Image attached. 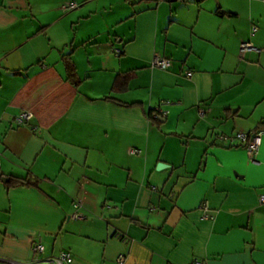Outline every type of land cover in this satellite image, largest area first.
<instances>
[{
	"label": "crops",
	"instance_id": "0c3cea01",
	"mask_svg": "<svg viewBox=\"0 0 264 264\" xmlns=\"http://www.w3.org/2000/svg\"><path fill=\"white\" fill-rule=\"evenodd\" d=\"M262 118L264 0H0V264H264Z\"/></svg>",
	"mask_w": 264,
	"mask_h": 264
},
{
	"label": "built area",
	"instance_id": "2783aa9c",
	"mask_svg": "<svg viewBox=\"0 0 264 264\" xmlns=\"http://www.w3.org/2000/svg\"><path fill=\"white\" fill-rule=\"evenodd\" d=\"M165 1V0H161ZM178 1H186V0H178ZM76 6V3L73 1H70L68 3H65L62 5V9L67 11ZM256 28L253 27L252 31H255ZM240 48L242 50L245 49H252L254 48L253 45L249 42H242L240 44ZM116 53H120V49H115ZM152 68H159V69H168L171 66V61L168 58L165 57H159L154 56L150 63ZM166 114V111L163 110L160 105L154 109L152 112L153 117H161ZM203 110H199V115L202 116ZM32 117V113L30 111H21L18 115L15 116L14 121L16 124H24L27 121H29ZM263 130H257L254 133H247V132H235L232 135H221L220 139L227 142L228 144H233L236 142V144L242 145L246 155L250 160H254L255 155L257 154L258 148L261 143V137L263 134ZM134 152V151H132ZM259 203H264V194H259L258 196ZM203 207L206 209V206L203 205ZM73 217H79L76 214ZM32 252L36 256V258L33 261V264H71L72 262V254L69 251L63 250L59 252L56 256H51L47 258H40L42 253L44 252V247L42 243L39 241L37 243L32 244ZM125 257L123 255H120L116 258L115 264H123ZM12 264H18L15 262H12Z\"/></svg>",
	"mask_w": 264,
	"mask_h": 264
},
{
	"label": "trees",
	"instance_id": "16d2710c",
	"mask_svg": "<svg viewBox=\"0 0 264 264\" xmlns=\"http://www.w3.org/2000/svg\"><path fill=\"white\" fill-rule=\"evenodd\" d=\"M66 74H67L66 76H67L68 80L72 81L76 85L79 83L78 77L76 76V73H75L74 66L72 64H66ZM106 99H108V98L106 97ZM153 111H154V109L149 112V118L152 121H155V120H157V118L152 116ZM257 130H264V118H262L257 123L255 129L249 133L250 134L254 133ZM12 178L15 181V183H19L21 185L33 186V187L38 186V181L36 179H33L32 177H29V176H26L25 178H16V177H12Z\"/></svg>",
	"mask_w": 264,
	"mask_h": 264
},
{
	"label": "rangeland",
	"instance_id": "374dc122",
	"mask_svg": "<svg viewBox=\"0 0 264 264\" xmlns=\"http://www.w3.org/2000/svg\"><path fill=\"white\" fill-rule=\"evenodd\" d=\"M188 1H189V0H188ZM69 2H70V1H69ZM146 2H149V3H157V0H146ZM65 3H66V2H65ZM65 3H64V4H65ZM67 3H68V1H67ZM160 3H164V2H160ZM170 3H173V4H174L175 2H170ZM165 4H169V3L166 2Z\"/></svg>",
	"mask_w": 264,
	"mask_h": 264
},
{
	"label": "water",
	"instance_id": "95a60500",
	"mask_svg": "<svg viewBox=\"0 0 264 264\" xmlns=\"http://www.w3.org/2000/svg\"><path fill=\"white\" fill-rule=\"evenodd\" d=\"M160 165H162V164H159V166H160ZM157 166H158V165H157ZM5 180H7V179H5Z\"/></svg>",
	"mask_w": 264,
	"mask_h": 264
}]
</instances>
